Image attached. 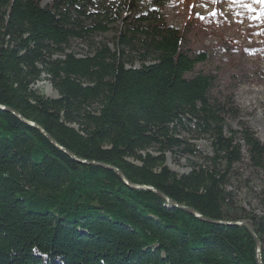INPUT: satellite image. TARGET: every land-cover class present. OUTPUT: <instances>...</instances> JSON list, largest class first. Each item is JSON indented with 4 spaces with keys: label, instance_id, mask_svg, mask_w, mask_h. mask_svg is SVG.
<instances>
[{
    "label": "trees",
    "instance_id": "obj_1",
    "mask_svg": "<svg viewBox=\"0 0 264 264\" xmlns=\"http://www.w3.org/2000/svg\"><path fill=\"white\" fill-rule=\"evenodd\" d=\"M169 0H0V264H264V212L238 206L264 143L231 97L195 72L202 54L160 10ZM46 81L57 98L34 89ZM204 142L206 153L197 143ZM185 157L177 174L166 156Z\"/></svg>",
    "mask_w": 264,
    "mask_h": 264
},
{
    "label": "rangeland",
    "instance_id": "obj_2",
    "mask_svg": "<svg viewBox=\"0 0 264 264\" xmlns=\"http://www.w3.org/2000/svg\"><path fill=\"white\" fill-rule=\"evenodd\" d=\"M48 1L43 0V4ZM243 3L251 4L256 11L250 12L231 0L215 3L213 0H169L160 13L169 27L182 30L183 51L204 55V62L195 67L194 73L209 75L214 92L232 98L238 116L231 128L237 130L238 124H245L264 143V19H251L258 15L261 5L254 0H243ZM152 8L151 0H140L141 13ZM212 12L216 15H211ZM34 89L45 97L57 98L46 81L36 83ZM197 146L206 153L204 142ZM166 158L170 170L177 174L188 172L185 157L167 155ZM245 163L240 173L248 184L238 187L236 202L245 211L261 215L264 212L260 199L262 181Z\"/></svg>",
    "mask_w": 264,
    "mask_h": 264
},
{
    "label": "water",
    "instance_id": "obj_3",
    "mask_svg": "<svg viewBox=\"0 0 264 264\" xmlns=\"http://www.w3.org/2000/svg\"><path fill=\"white\" fill-rule=\"evenodd\" d=\"M0 110H3V111H6L12 115H14L17 119H19L21 122H23L24 124H26L27 126H30L32 128H35L36 130H38L46 139H48V141L53 145L55 146L57 149H59L61 152H63L66 156H68L69 158H71L72 160H74L75 162L77 163H80V164H86V165H90V166H97V167H101V168H104V169H107L109 171H112L113 173L116 174V176L121 180V182H123L127 187L133 189V190H142V191H151L157 195H159L167 204L173 206V207H176V208H179L185 212H187L188 214L190 215H193L194 217L200 219L201 221H205V222H210L204 218H202L198 213H196L195 211L191 210V209H187L186 207H183V206H178L177 204H175L174 202H172L171 200H169L168 198L162 196L160 193L156 192L155 190L151 189V188H148V187H144V186H138V185H133L131 184L129 181H127V179L123 176V174L117 170L116 168L114 167H111V166H107V165H104V164H98V163H95V162H87V161H84L82 159H79L77 157H75L73 154L69 153L67 150H65L64 148H61L58 144H56L47 134H45V132L39 127L37 126L36 124L32 123V122H28V121H25L23 120L16 112H14L13 110L11 109H8V108H4V107H0ZM224 225H227V226H235V227H241V228H245L250 236L252 237V239L254 240L255 242V246H256V251H255V256H256V261H257V264H261V259H260V243L258 241V239L256 238L254 232H253V229H252V226L249 222H228V223H223Z\"/></svg>",
    "mask_w": 264,
    "mask_h": 264
},
{
    "label": "snow or ice",
    "instance_id": "obj_4",
    "mask_svg": "<svg viewBox=\"0 0 264 264\" xmlns=\"http://www.w3.org/2000/svg\"><path fill=\"white\" fill-rule=\"evenodd\" d=\"M213 2H214V3H215V2H219V0H213ZM231 3H233V4H235V3H240L241 6L248 8V10H249L250 12H255V11H256V9H254V8L252 7L251 4H244V3H243V0H231ZM254 3L259 4V5H261L262 7H261V9L259 10L258 15L251 17V19H255V20H261V19H264V0H254ZM197 15L199 16V14H197ZM211 15L215 16L216 13H215V12H212ZM199 18H200V19H203L202 16H200Z\"/></svg>",
    "mask_w": 264,
    "mask_h": 264
}]
</instances>
